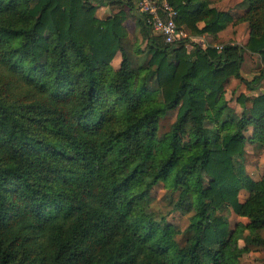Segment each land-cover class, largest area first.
<instances>
[{"label": "trees", "instance_id": "trees-1", "mask_svg": "<svg viewBox=\"0 0 264 264\" xmlns=\"http://www.w3.org/2000/svg\"><path fill=\"white\" fill-rule=\"evenodd\" d=\"M169 1L193 33L229 18L212 0ZM97 2L0 0V264H238L264 246V171L253 179L237 157L246 142L264 146V91L241 96L237 118L223 116L222 91L231 75L250 90L264 81V66L239 72L245 49L264 61V0H241L244 46L189 52L139 16L135 68L124 10L99 18ZM159 182L168 212L192 211L183 229L150 210ZM224 207L248 221L230 229Z\"/></svg>", "mask_w": 264, "mask_h": 264}, {"label": "rangeland", "instance_id": "rangeland-1", "mask_svg": "<svg viewBox=\"0 0 264 264\" xmlns=\"http://www.w3.org/2000/svg\"><path fill=\"white\" fill-rule=\"evenodd\" d=\"M126 2H131L134 8L135 0H123L121 2L117 0H106L104 3L97 2L95 3L94 14L99 18H105L120 9L124 10L126 18L122 25L125 27L127 33L126 47L128 48L127 50L132 52L135 57L131 62V67L135 68L137 66V62H135L136 58L139 59V57L142 56V53L138 52L137 54H134L135 51L133 48L138 47L142 51V49H145L146 47L147 40L144 37L140 21L133 14H131V12L136 14L138 17L139 14L135 9H129ZM208 6L227 11L229 18L227 19L225 26L222 29L217 30L215 34L213 32L193 33L184 24H181L185 27V30L189 35L188 41L184 45L186 50L189 52L193 51V43H198L203 47L206 45L220 46L224 43H237L244 46L248 38L249 29L247 22L238 20V15L244 12L246 7L245 3H241V0H212ZM197 26L201 28L203 26V22L199 21ZM153 33L155 35L158 34L156 32ZM120 59V52H117L116 56L112 59V65H114L115 68L118 67ZM263 66L264 61L258 53H252L247 49L242 52L239 72L244 78L250 80ZM259 91H264V81H261L255 89L250 90L242 80L233 75L229 76L223 82L222 96L227 104L224 109L223 116H232L237 118L243 108V105L240 102V97H253ZM246 105L250 106V101H246ZM175 115L176 109H172L160 118L159 133H163L169 129L171 123L175 119ZM205 125L212 126V123L205 121ZM237 157L242 162L245 172L250 177L258 179L261 176L264 171V146L246 142L243 152ZM149 194L151 198L149 207L156 218L164 216L167 222H171L172 224L179 226L181 229L186 226L192 211L177 210L168 212V209L170 208V196L162 182L155 184L151 188ZM246 195L247 190L240 189L237 196L242 201L245 199ZM173 198H176L175 193ZM219 213L226 219L230 229H233L237 222L245 223L248 221L246 217L236 214L230 207H224L219 211ZM262 234L264 235V230H262ZM184 236V234L177 235V239L180 243H183L185 239ZM239 245H244L241 239L239 240ZM238 264H264V246L254 244L248 245V249L244 250L240 255Z\"/></svg>", "mask_w": 264, "mask_h": 264}, {"label": "built area", "instance_id": "built-area-1", "mask_svg": "<svg viewBox=\"0 0 264 264\" xmlns=\"http://www.w3.org/2000/svg\"><path fill=\"white\" fill-rule=\"evenodd\" d=\"M134 9L165 42L188 39L185 27L175 21L177 10L169 0H135ZM216 47L221 48V45Z\"/></svg>", "mask_w": 264, "mask_h": 264}, {"label": "crops", "instance_id": "crops-1", "mask_svg": "<svg viewBox=\"0 0 264 264\" xmlns=\"http://www.w3.org/2000/svg\"><path fill=\"white\" fill-rule=\"evenodd\" d=\"M131 14H133L139 20V17L136 14H134L133 12H131ZM113 67H114V65H113Z\"/></svg>", "mask_w": 264, "mask_h": 264}]
</instances>
